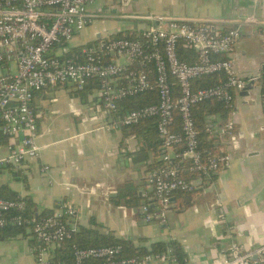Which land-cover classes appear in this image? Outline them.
Returning <instances> with one entry per match:
<instances>
[{"label": "built area", "instance_id": "built-area-1", "mask_svg": "<svg viewBox=\"0 0 264 264\" xmlns=\"http://www.w3.org/2000/svg\"><path fill=\"white\" fill-rule=\"evenodd\" d=\"M95 1L0 0V67L5 68L0 74V141L7 142L5 151L0 146V173L18 175L28 161L40 156L38 113L33 106L38 93L64 84L83 90L98 81L99 96L114 116L115 127L156 119L161 155L158 165L147 175L152 194L141 205L140 213L146 222H166L174 208L172 198L178 192L204 188L232 163L231 154L224 149L216 155H205L201 150L194 107L209 100L231 107L236 93L248 81L262 84L263 74L258 71L250 77L236 70L233 54L241 35L238 29L220 28L198 18L129 14L126 16L144 22L139 31L143 40L109 36L95 43L71 46L73 38L99 16L89 10ZM132 1L122 0L124 6ZM182 43L195 50L196 62L180 59ZM68 53L71 56H66ZM209 75H223L225 79L215 85L195 87L196 80ZM173 78L179 87L177 95ZM151 91L157 92L158 102L118 113L121 101ZM177 114L180 130L175 129ZM219 131L218 136L231 145L239 141L234 121L227 120ZM41 170L47 172L49 165ZM186 173L193 178H187ZM220 204L216 195L212 207ZM27 210L22 195L14 199L0 197V231L10 227L27 230L33 239L36 264H68L57 259V249L80 230L78 207L61 199L48 214H28ZM72 247V264L178 261L171 246L164 252L131 257L120 256L121 246ZM211 264H264V246L247 251L234 242L227 254L216 257Z\"/></svg>", "mask_w": 264, "mask_h": 264}, {"label": "crops", "instance_id": "crops-1", "mask_svg": "<svg viewBox=\"0 0 264 264\" xmlns=\"http://www.w3.org/2000/svg\"><path fill=\"white\" fill-rule=\"evenodd\" d=\"M89 10L99 16L73 38L71 46L95 43L126 30L139 32L144 22L129 14L198 18L220 28L249 26L252 34L236 43L234 64L242 75L264 72V0H133L128 6L122 0H96ZM257 41L261 49L256 48ZM55 50L59 53V47ZM9 66L13 69L14 64ZM4 71L1 66L0 74ZM87 87L76 90L64 84L35 96L40 156L28 161L18 175L1 172L0 185L8 183L20 195L29 196L38 213L52 211L58 200L66 199L78 207L81 228L111 233L147 248L155 242L175 241L185 254L182 262L154 260L152 264H211L227 254L234 242L247 251L264 246L262 84L249 96L237 92L228 118L219 112L208 117V131L216 137L220 131L215 124L220 128L227 120L234 121L239 141L231 145L220 136L217 140L231 154L232 163L197 189L190 205L178 192L166 222H146L141 206L116 202L127 182L138 186L141 202L148 199L152 188L147 175L154 159L141 151L142 132L115 127L94 82ZM6 143L0 141L3 151ZM44 165H49L47 172L41 170ZM216 195L221 204L212 207ZM32 245L27 230L1 231L0 264H36Z\"/></svg>", "mask_w": 264, "mask_h": 264}, {"label": "trees", "instance_id": "trees-1", "mask_svg": "<svg viewBox=\"0 0 264 264\" xmlns=\"http://www.w3.org/2000/svg\"><path fill=\"white\" fill-rule=\"evenodd\" d=\"M229 29V28H224ZM114 37H127L131 39H139L143 40L142 35L140 32H136L134 30H126L123 32H119ZM76 48V47H75ZM73 47V49H75ZM72 53L66 54V56H71ZM179 57L180 59L188 62L194 63L198 60V55L195 50L186 47L183 43L180 45L179 48ZM225 79L223 75L220 76H205L199 80L195 81V87H206L209 85H215L222 82ZM174 91L176 95L179 94V87L177 84L176 79H172ZM96 87H98V81H94ZM88 88V87H87ZM86 89V87L84 88ZM83 89V90H84ZM262 99L264 103V72H263V81H262ZM158 102V96L156 91H151L144 94H138L136 96H131L123 101L120 102V109L118 111L119 114H123L130 109H135L140 106L156 103ZM232 111V107L226 106L224 103L216 101V100H209L206 102H202L197 104L193 109L194 121L196 127L198 129V135L200 139V148L204 152L205 155H216L221 152V149L224 147L223 144L218 143L220 137L211 136L210 132L208 131V117L215 114L220 113L221 116L226 119L229 117ZM176 123L175 129L180 130V116L177 114L176 116ZM133 131L138 133L139 131L143 134V141L141 145V151L144 153V156L147 158L152 157L154 160L150 165V169L155 168L158 165V160L155 159L161 155V138L159 136L157 130V124L155 118H149L141 123L131 126ZM194 175L186 173L187 178H193ZM197 191L192 192H179V197L184 198L185 205H190V201L194 198V195L197 194ZM20 196L19 192L13 189L10 184H2L0 185V197L6 199H14ZM27 201V212L28 214H32L36 212L34 207V202L29 196L24 197ZM142 197L139 194L138 186L132 182L125 183L120 188V193L116 202L119 203H126L130 207H137L139 208L143 203L148 202V199H144L141 202ZM52 211H46L43 213L48 214ZM6 230L7 234H13L21 231H25L24 228H5L1 231ZM0 231V232H1ZM73 244H78L82 247H89V246H103V245H110V246H121V257H131V256H142L148 254L150 252H164L167 251L168 248L171 246L174 250V253L179 261H183L185 258V254L183 253L181 246L175 242L171 241L170 243L164 242H155L152 244L151 248H147L146 246H136L131 240L118 238L111 233H101L98 230L92 228H80L77 231L73 238L66 241L62 246L58 247L57 249V259L64 261L68 264H71L72 261V249Z\"/></svg>", "mask_w": 264, "mask_h": 264}, {"label": "water", "instance_id": "water-1", "mask_svg": "<svg viewBox=\"0 0 264 264\" xmlns=\"http://www.w3.org/2000/svg\"><path fill=\"white\" fill-rule=\"evenodd\" d=\"M233 28L238 29L240 31V33H241V35H240V37H239L238 40H240L242 37H245L248 34L249 35L252 34L251 31L247 29V28H249V26L241 27V26H237L236 25ZM255 33H257V32H255ZM98 38H100V35H98ZM263 68H264V66H263ZM253 74H255V73H251V74H248V75H250V77H252ZM255 87H256V85L254 83V80L248 81L247 84H246V86H245V88L241 91V95H243V96H249L251 90H253ZM140 194L142 195V192H140ZM172 199H174V198H172Z\"/></svg>", "mask_w": 264, "mask_h": 264}, {"label": "rangeland", "instance_id": "rangeland-1", "mask_svg": "<svg viewBox=\"0 0 264 264\" xmlns=\"http://www.w3.org/2000/svg\"><path fill=\"white\" fill-rule=\"evenodd\" d=\"M262 46H263V45H262L261 42H259V41L256 42V48L261 49ZM123 60H125V59H123ZM215 127H216L217 129H219L217 124H215ZM1 178H2V177L0 176V179H1Z\"/></svg>", "mask_w": 264, "mask_h": 264}]
</instances>
